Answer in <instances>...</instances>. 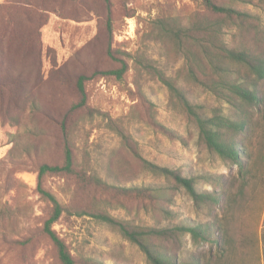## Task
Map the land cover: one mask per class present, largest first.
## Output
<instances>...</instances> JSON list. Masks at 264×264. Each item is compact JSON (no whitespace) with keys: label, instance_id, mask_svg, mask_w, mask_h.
Segmentation results:
<instances>
[{"label":"rangeland","instance_id":"obj_1","mask_svg":"<svg viewBox=\"0 0 264 264\" xmlns=\"http://www.w3.org/2000/svg\"><path fill=\"white\" fill-rule=\"evenodd\" d=\"M18 1L0 0V64L7 75L24 83L44 113L31 110L29 97L27 102H20L22 111L8 99L0 102L20 117L19 123L0 117V204H7L14 213L8 221V242L0 238V264H61L56 247L43 234L53 206L37 192L35 162H62L65 134L60 123L70 107L80 101V76L89 78L85 82L88 108L73 113L68 125L76 162L87 168L89 175L109 184L159 183L123 146L119 134L109 126L111 119L125 127L141 155L155 164L191 176L229 173L230 164L200 142L197 129L167 89L136 64L139 56L165 62L163 47L153 35V21L190 13L195 9L191 0H31L29 6ZM243 1L236 5L264 20V5L259 6L256 0ZM110 49L114 56L129 62L125 84L103 74L120 66L111 58ZM194 95L214 104L199 88H194ZM148 115L178 132L186 144L152 128ZM249 146L255 179L241 207L239 202L225 212L218 210L233 245H228L225 255L214 249L216 257L211 264H264V119ZM6 183L13 190L5 192ZM43 183L68 209L53 229L79 264L85 260L147 264L142 252L117 231L90 214L80 215L93 211L87 195L77 193L73 178L47 175ZM203 188L212 189L207 183ZM101 209L114 218L154 223L133 202L119 207L104 204ZM172 209L173 223L212 221L206 212L196 211L183 191L176 196ZM242 234L257 242L242 246ZM183 246V258L191 259L195 246L189 235Z\"/></svg>","mask_w":264,"mask_h":264},{"label":"trees","instance_id":"obj_2","mask_svg":"<svg viewBox=\"0 0 264 264\" xmlns=\"http://www.w3.org/2000/svg\"><path fill=\"white\" fill-rule=\"evenodd\" d=\"M191 1L195 9L190 13L173 14L153 21V35L163 47L165 62L139 56L136 64L167 89L171 99L197 129L200 142L209 152L228 162L230 171L221 175L191 176L178 169L155 164L141 155L137 142L125 127L111 119L109 126L119 134L123 146L141 169L159 183L132 186L126 183L109 184L96 175H89V170L79 167L76 162L68 125L73 113L88 108L85 82L89 78L80 76L77 79L80 101L70 107L60 123L65 134L62 162H35L37 192L53 206L44 223L43 234L56 247L61 264L79 263L53 229L68 209L44 186L47 175L73 178L77 183V193L87 195L93 211L80 215L90 214L117 231L142 252L147 264H211L216 257L214 249L219 255H225L228 245H233L232 237L221 225L218 210L225 212L239 202L241 207L256 175L249 145L264 119V20L258 13L236 5V2L245 3L243 0ZM256 1L259 6L264 5V0ZM18 2L32 5L31 0ZM109 54L120 66L104 71V76L114 77L125 84L131 69L129 62L114 56L112 49ZM194 88L209 95L214 104L196 98ZM28 97L31 110L43 114V109L32 93L28 94L24 83L11 74L7 75L0 64V102L8 99V103L16 104L22 111L20 102H27ZM145 102L149 108L152 107L148 100ZM0 107V117L19 123L20 117L13 115L9 106ZM149 108L147 112H150ZM148 119L149 125L167 138L186 144L185 138L178 132L159 123L151 115ZM204 183L212 189H204ZM6 186L5 192L14 188L8 183ZM181 191L192 200L198 213L206 212L212 221L173 223L175 213L172 206ZM130 202L140 205L154 223L148 225L114 218L101 209L104 204L119 207ZM13 215L7 204H0V238L5 243L8 242V221ZM187 235L195 246L191 259L182 256ZM240 238L244 247L257 242L243 234ZM83 264L104 263L85 260Z\"/></svg>","mask_w":264,"mask_h":264}]
</instances>
